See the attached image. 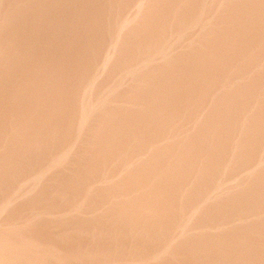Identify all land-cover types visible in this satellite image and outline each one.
Segmentation results:
<instances>
[{"label":"rangeland","instance_id":"374dc122","mask_svg":"<svg viewBox=\"0 0 264 264\" xmlns=\"http://www.w3.org/2000/svg\"><path fill=\"white\" fill-rule=\"evenodd\" d=\"M0 264H264V0H0Z\"/></svg>","mask_w":264,"mask_h":264}]
</instances>
